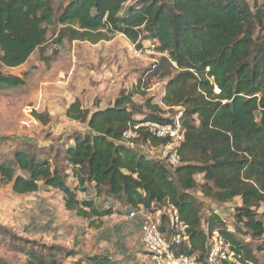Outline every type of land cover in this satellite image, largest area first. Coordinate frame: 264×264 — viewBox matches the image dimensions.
I'll return each mask as SVG.
<instances>
[{
  "label": "trees",
  "instance_id": "obj_1",
  "mask_svg": "<svg viewBox=\"0 0 264 264\" xmlns=\"http://www.w3.org/2000/svg\"><path fill=\"white\" fill-rule=\"evenodd\" d=\"M57 1L0 0V89L24 85L2 68L22 66L35 51L50 68L59 54L54 47L65 41L96 45L122 35L137 50L149 42L160 57L137 85L119 90L104 108H83L75 99L65 117L83 130L73 131L62 148L49 149L52 159H41L42 151L35 148L15 152L13 161L0 165V183L18 196L58 192L63 208L89 229H99L111 215L143 209L161 213L158 229L166 234L174 209L189 237L188 247L170 246L177 254L203 261L208 238L218 231L240 264H260L233 233L221 229L217 213L203 227L201 206L191 192L218 205L238 199L235 232L253 240L263 237L257 209L264 203V1L135 0L125 6L126 0H67L55 10ZM55 26L59 29L48 45L49 27ZM156 77L164 81L161 107L146 98L142 84ZM165 113L175 116L165 118ZM32 117L48 124L45 113L33 111ZM177 117L184 139L176 168L139 148L166 143L145 129L137 131L132 146L123 142V135L142 122L166 125ZM14 166L22 174H15ZM0 230L26 264H61L57 256L76 258L69 264H118L103 253L80 255ZM257 251L264 253V245ZM0 264L8 262L0 257Z\"/></svg>",
  "mask_w": 264,
  "mask_h": 264
},
{
  "label": "rangeland",
  "instance_id": "obj_2",
  "mask_svg": "<svg viewBox=\"0 0 264 264\" xmlns=\"http://www.w3.org/2000/svg\"><path fill=\"white\" fill-rule=\"evenodd\" d=\"M66 1L55 2L54 9ZM247 1L251 3V0ZM58 29V26L49 27L48 45H51ZM54 48L59 54L50 68L45 67L38 51H35L22 66L1 69L3 74L21 77L24 85L0 89V165L13 161L15 152L29 148L41 150V159L51 158L49 149L62 148L73 131L83 130V126L65 117V110L75 99L83 108L93 109L95 105L104 108L112 103L119 90H131L137 85L142 72L160 57L149 42L143 44L142 50H137L122 35H115L97 45L65 41L61 48ZM50 49L53 45L46 51L47 55ZM24 73L27 74L22 76ZM142 84H145L146 98L161 107L164 81L156 77ZM133 100L141 104L144 99L135 96ZM33 111L45 113L48 124L36 121L32 117ZM162 116L172 119L175 115L165 113ZM13 168L15 174H22L15 166ZM197 181L200 182V178ZM191 194L201 206L203 227L205 219L211 213H217L224 223L221 229L233 233L242 245L252 251L257 261L264 264V253L257 251L259 245H264V235L260 240H253L248 235L235 232L234 210L240 205L238 199L218 205L197 190ZM59 197L58 192L50 190L18 196L12 193L10 185L0 183V228L21 239L40 245L60 246L80 255L93 252L107 254L118 264L151 262L150 257L147 260L142 258L146 254L142 247L134 248L133 252L128 237L122 233V229L129 225L128 219L109 216L102 220L99 229H89L85 221L63 208ZM95 202L97 205L98 200ZM257 214L264 225V203L257 209ZM5 239L0 232V257L8 264H26L25 256L13 250ZM75 259L64 260L57 256L61 264H69Z\"/></svg>",
  "mask_w": 264,
  "mask_h": 264
},
{
  "label": "built area",
  "instance_id": "obj_3",
  "mask_svg": "<svg viewBox=\"0 0 264 264\" xmlns=\"http://www.w3.org/2000/svg\"><path fill=\"white\" fill-rule=\"evenodd\" d=\"M133 1L135 0H126L124 5L127 6ZM215 92H218L217 88H215ZM139 129H145L151 136L166 141L164 145L158 148L148 145L139 147L142 151L163 161L171 169L180 165L177 149L183 142L184 132L178 117L172 124L166 125L157 122H142L123 135V142L132 146L130 142L138 138L137 131ZM138 214L142 215L140 225L141 246L150 256L152 264H240L239 256L218 231H214L209 236L203 261L199 260L196 255L177 254L172 250L171 245L177 248L188 247L189 245L188 227L179 219L174 209H171L169 215L168 237L159 231L158 220L145 213L143 209L131 211L128 213V217L135 218Z\"/></svg>",
  "mask_w": 264,
  "mask_h": 264
},
{
  "label": "crops",
  "instance_id": "obj_4",
  "mask_svg": "<svg viewBox=\"0 0 264 264\" xmlns=\"http://www.w3.org/2000/svg\"><path fill=\"white\" fill-rule=\"evenodd\" d=\"M85 43V42H84ZM83 43V44H84ZM71 44H81V42H71ZM63 45V44H62ZM97 45V44H96ZM61 48V47H60ZM56 192V191H55ZM59 200H60V203H61V196L59 197ZM62 205V203H61ZM145 213L147 214H150L152 215L154 218H156L158 220V222L160 223V215L161 213L160 212H156L155 214H151V213H148L147 211H144ZM169 214V213H168ZM117 217V218H120V219H128L129 220V225L128 227H124L122 229V233H124L129 241H130V246L132 247V251L134 252V248L136 249H140L142 246H141V232H140V225H141V220H142V215L141 214H138L135 218H129L128 217V214H123V215H111L110 217ZM124 224V223H123ZM167 229L169 230V226H167ZM169 231H167L166 234H168ZM164 234V235H166ZM143 251V250H142ZM145 252V251H143ZM93 253H96V252H93ZM99 253V252H97ZM107 255V254H106ZM150 257L147 253L145 254V256H142V258H148ZM150 259V258H149ZM147 260V259H146ZM150 261V260H149ZM149 261H146L145 264H152V262H149Z\"/></svg>",
  "mask_w": 264,
  "mask_h": 264
}]
</instances>
